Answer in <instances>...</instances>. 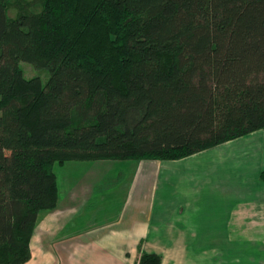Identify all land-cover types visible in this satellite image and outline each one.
Listing matches in <instances>:
<instances>
[{"label":"trees","instance_id":"1","mask_svg":"<svg viewBox=\"0 0 264 264\" xmlns=\"http://www.w3.org/2000/svg\"><path fill=\"white\" fill-rule=\"evenodd\" d=\"M263 129L264 0H0V264L30 260L56 166L180 161Z\"/></svg>","mask_w":264,"mask_h":264},{"label":"crops","instance_id":"2","mask_svg":"<svg viewBox=\"0 0 264 264\" xmlns=\"http://www.w3.org/2000/svg\"><path fill=\"white\" fill-rule=\"evenodd\" d=\"M54 171L57 207L38 216L27 264H264V129L180 161Z\"/></svg>","mask_w":264,"mask_h":264},{"label":"rangeland","instance_id":"3","mask_svg":"<svg viewBox=\"0 0 264 264\" xmlns=\"http://www.w3.org/2000/svg\"><path fill=\"white\" fill-rule=\"evenodd\" d=\"M11 14V17H13V13L10 12ZM20 68L22 69L23 73H24V77L26 79H31V78H40V80L43 82V84L46 82V80L48 79L49 77V74L46 72V71H41V70H37L36 68H34L32 65L30 64H27V63H20ZM195 166V165H194ZM193 166V167H194ZM197 166H201L203 167V162L202 163H198ZM192 167V168H193ZM197 168L196 171L194 170V175L193 176V179H195V184L198 183V186H199V182L202 181V168ZM192 169H189L185 174H188L189 171H191ZM187 178V177H185ZM189 183H193L194 181L193 180H188ZM193 185V184H192Z\"/></svg>","mask_w":264,"mask_h":264}]
</instances>
